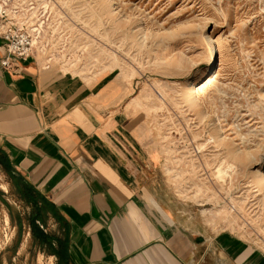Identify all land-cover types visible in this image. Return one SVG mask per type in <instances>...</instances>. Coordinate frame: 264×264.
Here are the masks:
<instances>
[{"label":"rangeland","instance_id":"obj_1","mask_svg":"<svg viewBox=\"0 0 264 264\" xmlns=\"http://www.w3.org/2000/svg\"><path fill=\"white\" fill-rule=\"evenodd\" d=\"M7 1L33 34L41 68L121 110L189 216L264 254V0ZM209 37L216 62L202 79ZM12 179L47 244L44 256L17 264H69L60 215Z\"/></svg>","mask_w":264,"mask_h":264},{"label":"crops","instance_id":"obj_2","mask_svg":"<svg viewBox=\"0 0 264 264\" xmlns=\"http://www.w3.org/2000/svg\"><path fill=\"white\" fill-rule=\"evenodd\" d=\"M5 54L0 38V264L47 252L12 176L53 204L69 264H264L242 239L212 234L180 207L163 187L161 159L132 138L121 110L97 106L91 87L54 77L33 56L6 70Z\"/></svg>","mask_w":264,"mask_h":264},{"label":"built area","instance_id":"obj_3","mask_svg":"<svg viewBox=\"0 0 264 264\" xmlns=\"http://www.w3.org/2000/svg\"><path fill=\"white\" fill-rule=\"evenodd\" d=\"M0 38L6 45L1 66L6 70H19L20 62L34 55L33 34L16 18L7 0H0Z\"/></svg>","mask_w":264,"mask_h":264},{"label":"bare ground","instance_id":"obj_4","mask_svg":"<svg viewBox=\"0 0 264 264\" xmlns=\"http://www.w3.org/2000/svg\"><path fill=\"white\" fill-rule=\"evenodd\" d=\"M207 50L210 54L209 61H208L209 65L203 71V73L201 75L202 79L207 78V76H209L210 74H212L214 72V69H212V67H213V64H215V62H216L217 52H216V43H215V40L213 37L208 38ZM190 84L194 85V79H190Z\"/></svg>","mask_w":264,"mask_h":264},{"label":"trees","instance_id":"obj_5","mask_svg":"<svg viewBox=\"0 0 264 264\" xmlns=\"http://www.w3.org/2000/svg\"><path fill=\"white\" fill-rule=\"evenodd\" d=\"M19 179L22 180L21 177ZM26 186L28 187L29 190H31V186H29V185H26ZM51 207L54 208L53 204H51ZM64 245H66L65 246L66 248H64ZM61 246H62V248L59 251L60 256H62V258H64V259L66 258L69 261V255H68V251H67V242H66V244L62 243Z\"/></svg>","mask_w":264,"mask_h":264}]
</instances>
